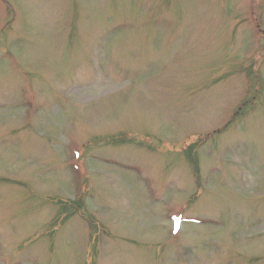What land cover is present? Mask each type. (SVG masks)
Wrapping results in <instances>:
<instances>
[{"label":"rangeland","instance_id":"rangeland-1","mask_svg":"<svg viewBox=\"0 0 264 264\" xmlns=\"http://www.w3.org/2000/svg\"><path fill=\"white\" fill-rule=\"evenodd\" d=\"M0 264H264V0H0Z\"/></svg>","mask_w":264,"mask_h":264}]
</instances>
